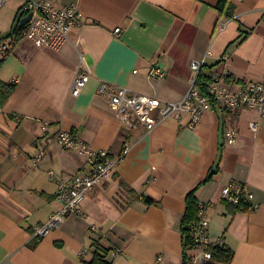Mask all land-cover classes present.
Instances as JSON below:
<instances>
[{
    "label": "crops",
    "instance_id": "0c3cea01",
    "mask_svg": "<svg viewBox=\"0 0 264 264\" xmlns=\"http://www.w3.org/2000/svg\"><path fill=\"white\" fill-rule=\"evenodd\" d=\"M17 1L0 10V38L23 11L25 1ZM48 1L58 10L74 5L83 16L58 50L25 38L0 43L8 50L0 53V80L16 84L0 108V264H89L96 240L110 249L111 264H182L181 220L193 190L199 204H208L209 234L223 238L233 255L231 262L212 264H264V117L211 108L193 128L184 116L147 131L131 114L124 122L98 92L107 82L176 102L189 87L190 62L202 58L207 79L226 74V84L237 88L259 82L264 0H228L231 16L217 9L219 0ZM152 65L163 77L149 76ZM77 71L91 78L74 97ZM253 121L256 134L248 127ZM62 130L112 158L122 156L125 143L129 149L111 178L85 195L84 218L67 217L33 245L34 228L61 207L58 183L90 170L86 155L55 142ZM229 130L236 132L233 143L225 138ZM229 182L252 194L255 210L249 204L238 211L222 200L221 187ZM140 195L148 203L137 200Z\"/></svg>",
    "mask_w": 264,
    "mask_h": 264
},
{
    "label": "built area",
    "instance_id": "2783aa9c",
    "mask_svg": "<svg viewBox=\"0 0 264 264\" xmlns=\"http://www.w3.org/2000/svg\"><path fill=\"white\" fill-rule=\"evenodd\" d=\"M10 1L0 0V10ZM24 1L23 11L27 14L31 13L32 16L21 35L37 47L58 50L67 41L70 32L80 27L83 16L74 5L58 10L48 0ZM221 26H223L222 22L219 23V28ZM120 31V28H115L113 34L117 36ZM2 49L6 50L7 47L4 46ZM222 58L227 60L228 56L224 55ZM189 65L192 71L189 87L183 97L176 102H166L145 94L131 93L126 87L107 82L99 84L98 92L106 97L110 108L120 115L124 122H127L126 115L131 114L136 118L138 125L147 131L153 130L168 118L181 120L184 116L189 117L187 126L193 128L202 115L211 108H218L224 112L238 109L249 110L264 117V76L257 83L237 88L233 84H226V74L215 75L209 79L203 90L198 85V76L204 66L203 58L192 60ZM163 75L159 67L151 66L149 76L161 78ZM90 78L91 75L88 72L77 71L70 87L71 95L77 97ZM248 127L256 134L259 123L249 122ZM42 129L45 130L46 126ZM225 138L228 143L235 142L236 132L226 131ZM55 142L65 149L86 155L90 170L58 183L56 198L61 201V207L51 214L46 223L34 228V238H41L49 231L58 228L69 216L76 215L84 218L81 203L85 195L94 186H100L111 178L113 169L129 149L128 143H125L122 156L112 158L107 150L93 149L71 132L64 130L56 134ZM43 155L44 151H40L33 157V164L38 165ZM252 197V194L247 193L244 186L237 182H229L221 187L222 200L234 206L245 200L249 202L251 209L255 210L256 205L251 204ZM116 199L126 204L121 196H116ZM137 200L144 201V195L138 196ZM207 207L208 204H199L197 219L188 227L192 240L186 248L188 264H212L213 250L226 248L223 238H212L209 234Z\"/></svg>",
    "mask_w": 264,
    "mask_h": 264
},
{
    "label": "trees",
    "instance_id": "16d2710c",
    "mask_svg": "<svg viewBox=\"0 0 264 264\" xmlns=\"http://www.w3.org/2000/svg\"><path fill=\"white\" fill-rule=\"evenodd\" d=\"M217 9L219 11L226 10V14L231 16L232 7L228 4V0H219L217 4ZM25 29V26L20 29L13 28L3 37L0 38V43L7 39H12V44L18 42L22 38V31ZM8 52V50H6ZM4 58H0V66L2 65ZM204 77L201 72L198 76V85L201 89L205 90V85L209 81V78ZM16 84L14 82L7 83L0 80V108L7 102L12 93L14 92ZM211 179V176L208 177L205 181ZM186 208L181 220V232H182V241H183V259L182 264H188L186 248L191 244L192 240L189 234L188 227L189 225L197 219V213L199 208V203L197 201L195 190L190 192L186 197ZM145 203H148V199H145ZM238 211H248L249 202L242 200L238 205L234 206ZM37 239L40 237H35L33 245H36ZM92 247H95L96 250L93 252V257L88 262L89 264H111V262L107 259L108 254L110 253L109 248H104L100 245L99 240H96L92 243ZM232 253L226 251L223 248H217L213 250V258L222 261V262H231Z\"/></svg>",
    "mask_w": 264,
    "mask_h": 264
},
{
    "label": "water",
    "instance_id": "95a60500",
    "mask_svg": "<svg viewBox=\"0 0 264 264\" xmlns=\"http://www.w3.org/2000/svg\"><path fill=\"white\" fill-rule=\"evenodd\" d=\"M23 11L19 12L14 22V29H20L24 27L31 19L32 14L28 13L25 17H22Z\"/></svg>",
    "mask_w": 264,
    "mask_h": 264
},
{
    "label": "rangeland",
    "instance_id": "374dc122",
    "mask_svg": "<svg viewBox=\"0 0 264 264\" xmlns=\"http://www.w3.org/2000/svg\"><path fill=\"white\" fill-rule=\"evenodd\" d=\"M14 2H15V3H14ZM18 3H19V1H17V0H16V1H12V2L8 3L4 8H7V7H9V6L12 5V4H13V6H15V5H17ZM5 51H6V50H3L2 47H0V53H2V54L4 53V54H5Z\"/></svg>",
    "mask_w": 264,
    "mask_h": 264
}]
</instances>
